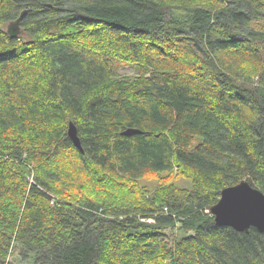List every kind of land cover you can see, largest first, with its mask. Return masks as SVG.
Segmentation results:
<instances>
[{"label":"trees","instance_id":"1","mask_svg":"<svg viewBox=\"0 0 264 264\" xmlns=\"http://www.w3.org/2000/svg\"><path fill=\"white\" fill-rule=\"evenodd\" d=\"M242 179L264 193V0H0V264H264L209 212Z\"/></svg>","mask_w":264,"mask_h":264},{"label":"water","instance_id":"2","mask_svg":"<svg viewBox=\"0 0 264 264\" xmlns=\"http://www.w3.org/2000/svg\"><path fill=\"white\" fill-rule=\"evenodd\" d=\"M24 12L25 10L8 23L6 31L11 37L21 33L19 21ZM139 132V129L129 127L123 130L122 134L130 135ZM67 135L81 150L77 131L72 122L68 124ZM209 212L216 225L229 226L244 232H247L250 227L256 228L259 232L264 231V193L251 186L245 179L224 187L219 199L209 207Z\"/></svg>","mask_w":264,"mask_h":264},{"label":"rangeland","instance_id":"3","mask_svg":"<svg viewBox=\"0 0 264 264\" xmlns=\"http://www.w3.org/2000/svg\"><path fill=\"white\" fill-rule=\"evenodd\" d=\"M8 23L9 22L5 23L4 27L7 28ZM136 72H137V69H136V67L134 65H122L119 68V70H118V73L120 75L132 76ZM159 176H161L163 178V180H168V181L173 182L178 187H182V188H186V189H190L191 188V181L189 179H187V178L175 176L174 174H172L169 177H166V171H161L159 173ZM161 180L162 179H159L157 177H151L150 176L148 178H140L139 179V183L142 186L146 187L149 191H152L157 186L158 182L161 181ZM178 231L179 230H177V229H173L172 231H169V230L166 231V240L168 241V243H170L172 241L173 234H175V233H176V235H180L181 234ZM10 259L15 264H31L30 262H26L25 260H23L21 255H20L19 250L15 249V248L12 250V254L10 256Z\"/></svg>","mask_w":264,"mask_h":264}]
</instances>
